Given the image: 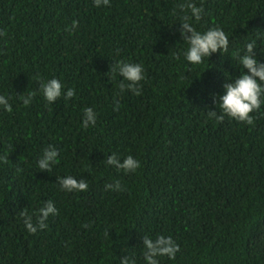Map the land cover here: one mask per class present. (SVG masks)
<instances>
[{"label":"trees","instance_id":"trees-1","mask_svg":"<svg viewBox=\"0 0 264 264\" xmlns=\"http://www.w3.org/2000/svg\"><path fill=\"white\" fill-rule=\"evenodd\" d=\"M189 2L203 9L198 31L219 27L229 39L199 66L184 61L177 31ZM260 31L264 0H0V95L12 106L0 110V264L126 255L144 264L142 237L158 235L179 246L160 264H264V103L250 125L208 115L219 114L213 94L240 75L236 57ZM120 61L143 66L140 95L119 92L122 78L109 71ZM51 78L74 96L44 101L39 86ZM87 107L97 122L83 128ZM49 145L58 161L40 172ZM111 154L140 167L117 171L104 162ZM68 175L87 190H59L56 177ZM114 181L122 191L105 189ZM49 200L57 214L29 234L20 213L35 223Z\"/></svg>","mask_w":264,"mask_h":264},{"label":"clouds","instance_id":"clouds-1","mask_svg":"<svg viewBox=\"0 0 264 264\" xmlns=\"http://www.w3.org/2000/svg\"><path fill=\"white\" fill-rule=\"evenodd\" d=\"M93 5L97 8L109 7L110 0H92ZM179 8L182 12L186 8L187 11L179 17V25L177 31L180 39L186 48L183 51L184 61L191 66H199L206 58L210 59L213 54L224 53L229 46V39L225 32L219 27L209 28L206 31H198L194 26L195 22L200 21L203 9L189 2L180 4ZM73 29L77 27V23L73 21ZM264 38V31L258 32L255 40L247 41L243 46V51L237 55V67L240 70V75L236 78L228 79L222 85L223 93L219 96L213 94V103L216 105L217 111H208L210 117L222 120L228 117L236 122L246 124L253 123L252 113L257 111L261 104L264 103V62L259 58L264 56V51L257 47V41ZM259 49V51H258ZM109 72L117 74L121 77L118 84L119 92L123 93L126 90L134 95L141 94V82L145 80L144 68L139 63L130 61H120L115 64ZM62 83L51 78L43 81L39 86V93L43 100L48 104L56 103L61 96L65 101L70 100L74 96V90L69 88L62 90ZM20 101L27 105L31 100V95H18ZM0 110L11 112L12 106L9 103V98L0 95ZM97 122V113L93 108L87 107L83 109L81 118V126L88 128L94 127ZM59 150L49 145L42 150V154L36 161V167L40 172L50 173L53 166L57 163ZM107 166L115 168L117 171H123L124 174L133 173L139 167V161L131 155L120 159L116 154L107 156L104 160ZM59 190L72 193L83 192L88 188V184L83 180H77L71 175L56 177L55 182ZM106 190L113 192L122 191L119 181L106 183ZM57 210L52 201H47L37 210L36 221L33 222L32 215L21 212L25 229L29 234H35L38 230H43L47 225L45 221L49 215L55 216ZM179 251L178 244L170 237L158 235L155 238L144 236L142 237L141 255L144 264H160L162 258L174 260ZM119 264H135V259L128 255L120 258Z\"/></svg>","mask_w":264,"mask_h":264}]
</instances>
